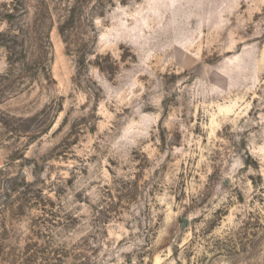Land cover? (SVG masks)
<instances>
[{"label": "rangeland", "instance_id": "obj_1", "mask_svg": "<svg viewBox=\"0 0 264 264\" xmlns=\"http://www.w3.org/2000/svg\"><path fill=\"white\" fill-rule=\"evenodd\" d=\"M47 4L0 17V264H264V0Z\"/></svg>", "mask_w": 264, "mask_h": 264}, {"label": "trees", "instance_id": "obj_2", "mask_svg": "<svg viewBox=\"0 0 264 264\" xmlns=\"http://www.w3.org/2000/svg\"><path fill=\"white\" fill-rule=\"evenodd\" d=\"M32 0H13L11 4H7L5 7L2 8L0 17H4V21L6 23L12 22L13 16L11 14V9L15 11V5L21 6L24 15H28V11L30 10L29 4H31ZM37 7L36 11L38 14V18H45L47 21H52V14L51 10L47 4V0H36ZM10 7V10L8 8ZM23 15V16H24ZM22 37L15 36L12 31H6L4 33H0V43L3 47L8 51L10 58L12 59L13 63L15 60L13 57L15 55H19L20 57L23 56L25 52V45L27 40H30L31 37L27 33H22ZM44 36V35H43ZM35 38H33L34 40ZM32 40V39H31ZM19 51V52H18ZM24 60V56H23ZM12 63L10 62V65ZM22 66V64H20ZM24 65V64H23ZM13 70V68H12Z\"/></svg>", "mask_w": 264, "mask_h": 264}]
</instances>
